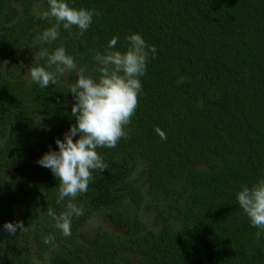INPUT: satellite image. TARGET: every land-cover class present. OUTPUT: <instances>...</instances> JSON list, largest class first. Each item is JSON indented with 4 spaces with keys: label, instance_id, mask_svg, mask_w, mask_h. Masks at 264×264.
Instances as JSON below:
<instances>
[{
    "label": "trees",
    "instance_id": "16d2710c",
    "mask_svg": "<svg viewBox=\"0 0 264 264\" xmlns=\"http://www.w3.org/2000/svg\"><path fill=\"white\" fill-rule=\"evenodd\" d=\"M66 2L97 15L83 35L61 25L59 38L42 44L36 37L55 23L40 19L48 0H0V264H36L34 253L42 264H264V231L236 199L264 179V0ZM132 34L156 54L127 139L97 149L108 168L76 198L83 214L65 237L47 208L59 214L67 200L57 204L59 180L36 162L75 124L77 74L41 88L29 70L47 59L25 63L18 54L63 47L98 79L92 50L103 54L119 37L114 50L124 52ZM142 212L153 213L152 226ZM95 213L125 232L102 228L81 242ZM16 222L27 232L3 231ZM49 235L54 244L44 243Z\"/></svg>",
    "mask_w": 264,
    "mask_h": 264
},
{
    "label": "clouds",
    "instance_id": "9594fccd",
    "mask_svg": "<svg viewBox=\"0 0 264 264\" xmlns=\"http://www.w3.org/2000/svg\"><path fill=\"white\" fill-rule=\"evenodd\" d=\"M49 10L40 15V19L55 23L36 37L39 43L51 44L59 38L60 27L68 30L75 26L83 35L90 27L94 10L70 7L66 0H48ZM128 47L124 52L114 50L119 37H113L103 54L92 50L93 59L99 66L98 79L87 75L86 69L78 67L74 57L67 55L63 47L49 53L45 48L39 52L41 59L46 58V66L31 67V80L47 88L56 85L59 77L66 71H75L77 79L70 85L74 103L71 107L75 124L64 134L63 140L56 139L58 151L45 153L36 163L50 169L58 178L56 188L57 204L64 203L65 210L59 214L49 207L47 215L54 221V226L65 237L71 235L72 218L83 214V209L75 203L76 198L88 191L93 180V172L103 173L108 165L98 154V148H115L123 138L127 139L125 128L130 124L138 106V96L142 89L141 77L146 74L149 55L155 57L156 47L148 45L140 34L127 36ZM54 68V71L47 69ZM155 131L162 138L166 135L159 128ZM79 135L75 140L74 137ZM236 199L249 218L253 227L264 231V179L251 187L242 186ZM27 232L22 222L5 223L3 231L15 235ZM259 235V233H257ZM55 236L44 239L45 244H54Z\"/></svg>",
    "mask_w": 264,
    "mask_h": 264
},
{
    "label": "rangeland",
    "instance_id": "374dc122",
    "mask_svg": "<svg viewBox=\"0 0 264 264\" xmlns=\"http://www.w3.org/2000/svg\"><path fill=\"white\" fill-rule=\"evenodd\" d=\"M39 50H31L28 48L20 50L19 59L21 61H24L25 63H28L29 61L36 59L39 56ZM142 219H144L145 222H147L150 226L154 224V219H153V213L151 212H145L141 213ZM107 229L111 232H121L124 233L126 230V227H119L116 224H113L111 219L106 216L104 213H95L91 215L86 222L83 223L79 230V234H77V238L81 242H83V235H88L89 237L92 236L94 238L96 236L97 230L99 229ZM49 254H46V257H48ZM33 261L36 264H42L41 260L39 257H37L36 253L33 255Z\"/></svg>",
    "mask_w": 264,
    "mask_h": 264
}]
</instances>
